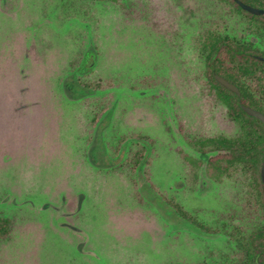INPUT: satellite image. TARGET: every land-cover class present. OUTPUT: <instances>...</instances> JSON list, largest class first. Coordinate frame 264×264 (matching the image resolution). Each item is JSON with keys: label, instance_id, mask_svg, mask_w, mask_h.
Here are the masks:
<instances>
[{"label": "rangeland", "instance_id": "rangeland-1", "mask_svg": "<svg viewBox=\"0 0 264 264\" xmlns=\"http://www.w3.org/2000/svg\"><path fill=\"white\" fill-rule=\"evenodd\" d=\"M234 16L220 0H0V264L240 262L261 221L248 180L185 159L195 137L239 133L200 52Z\"/></svg>", "mask_w": 264, "mask_h": 264}, {"label": "trees", "instance_id": "trees-1", "mask_svg": "<svg viewBox=\"0 0 264 264\" xmlns=\"http://www.w3.org/2000/svg\"><path fill=\"white\" fill-rule=\"evenodd\" d=\"M220 1L227 3L234 17L240 19V30L236 35L207 32L200 52L207 67L209 89L225 106L228 118L238 126L239 133L233 137H195L189 144L198 159L188 156L185 159L197 167L204 165L205 174L211 180L220 181L233 176L248 180L261 221L255 230L249 234L241 233L237 239L243 253L237 264H264V183L260 176L264 124L241 109V105H244L264 114V60L259 59H264V14L252 15L242 10L234 0ZM239 1L264 10V0ZM214 73L235 85L240 97L218 84L214 80ZM83 89H89L88 85L85 84ZM161 201L196 232L219 234L217 230L197 221L179 205L163 198ZM11 229L12 222L0 217V240L7 239Z\"/></svg>", "mask_w": 264, "mask_h": 264}, {"label": "water", "instance_id": "water-1", "mask_svg": "<svg viewBox=\"0 0 264 264\" xmlns=\"http://www.w3.org/2000/svg\"><path fill=\"white\" fill-rule=\"evenodd\" d=\"M236 2V4L244 11L252 14V15H256V16H259V15H263L264 14V10L260 9V8H254V7H251L249 5H246L244 3H242L241 1L239 0H234ZM260 60H264L262 58H259ZM213 77H214V80L220 84L221 86H223L224 88H226L227 90L233 92L234 94H236L238 96V98L240 97V92L238 90V88L229 83L226 79H224L223 77L217 75V74H213ZM241 109L243 110V112H245L248 116H251L257 120H259L261 123L264 124V114L257 111V110H254L250 107H247V106H244V105H241ZM260 176H261V179H262V182L264 183V149H263V158H262V163H261V168H260Z\"/></svg>", "mask_w": 264, "mask_h": 264}]
</instances>
